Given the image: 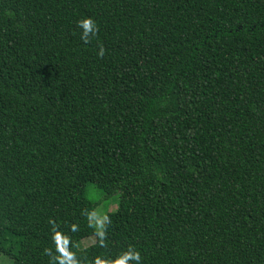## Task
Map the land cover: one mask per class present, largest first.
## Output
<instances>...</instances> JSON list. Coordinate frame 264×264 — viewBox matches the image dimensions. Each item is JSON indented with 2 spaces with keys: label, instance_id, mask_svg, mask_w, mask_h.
<instances>
[{
  "label": "trees",
  "instance_id": "16d2710c",
  "mask_svg": "<svg viewBox=\"0 0 264 264\" xmlns=\"http://www.w3.org/2000/svg\"><path fill=\"white\" fill-rule=\"evenodd\" d=\"M51 222L80 264H264V0H0V254L52 264Z\"/></svg>",
  "mask_w": 264,
  "mask_h": 264
},
{
  "label": "clouds",
  "instance_id": "9594fccd",
  "mask_svg": "<svg viewBox=\"0 0 264 264\" xmlns=\"http://www.w3.org/2000/svg\"><path fill=\"white\" fill-rule=\"evenodd\" d=\"M78 26L82 29V39L88 42L92 36L98 32V25L92 18H84L79 20ZM105 50L100 46L98 55L103 57ZM89 222V227L95 230L96 236L101 242L106 237L107 226L111 223L108 215L99 213L97 211L85 212ZM52 227V241L55 246L56 254L54 255L51 249H45V253L51 258L52 264H80V260L76 253L72 250L71 238L65 233L61 232L54 222ZM73 232L78 231L77 225H72ZM141 256L139 251L129 246L126 251L121 252L116 257L104 261V264H140Z\"/></svg>",
  "mask_w": 264,
  "mask_h": 264
},
{
  "label": "rangeland",
  "instance_id": "374dc122",
  "mask_svg": "<svg viewBox=\"0 0 264 264\" xmlns=\"http://www.w3.org/2000/svg\"><path fill=\"white\" fill-rule=\"evenodd\" d=\"M86 194L90 201L94 203L93 211L107 214L108 212L117 209L119 201L118 195L113 194L106 196L104 192L98 189L94 184H88L86 186ZM95 241V236L91 235L80 240V246H87ZM0 264H13L12 260L6 255L0 254Z\"/></svg>",
  "mask_w": 264,
  "mask_h": 264
}]
</instances>
